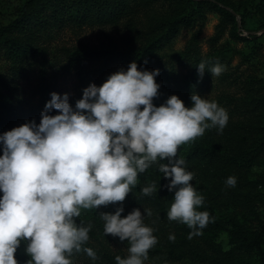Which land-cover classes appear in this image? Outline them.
Wrapping results in <instances>:
<instances>
[{"label": "clouds", "instance_id": "clouds-1", "mask_svg": "<svg viewBox=\"0 0 264 264\" xmlns=\"http://www.w3.org/2000/svg\"><path fill=\"white\" fill-rule=\"evenodd\" d=\"M197 68L203 76L205 63ZM224 70L217 63L207 72L219 76ZM159 75V69L139 70L133 61L101 86L90 84L75 107L69 94L53 92L39 124L32 120L0 134V264H18L15 253L24 241L27 264H72L81 251L97 260V253L84 247L92 225L76 218L82 209L125 201L138 175L153 164L170 179L164 187L175 192L167 218L187 225L189 239L203 234L210 215L198 210L205 198L191 183L193 173L178 149L208 128L222 133L229 115L195 93L191 107L177 95L156 106ZM54 109L59 114H50ZM225 183L234 187L237 178ZM156 190L153 182L141 192ZM124 211L100 214L104 233L128 242L127 257L117 255L116 264H144L158 239L139 208L122 217ZM144 213L152 215L151 209ZM169 239L174 241V234Z\"/></svg>", "mask_w": 264, "mask_h": 264}, {"label": "rangeland", "instance_id": "rangeland-1", "mask_svg": "<svg viewBox=\"0 0 264 264\" xmlns=\"http://www.w3.org/2000/svg\"><path fill=\"white\" fill-rule=\"evenodd\" d=\"M26 1L0 0V27L7 26L16 20ZM232 2L238 11H233L236 16L235 22L225 18L222 12L217 9L205 10L203 17L198 18L192 25L182 28L170 40L169 44L158 51L159 66L150 65L152 71L161 67L163 74L171 75L176 80L177 86L172 87V95H177L186 102V107H191L192 101L187 100L188 93L185 82L190 81L195 57L189 61L175 56L182 54L192 39L197 38L198 45L194 48L197 50V57L199 50L201 62L206 65V72L201 84L193 91L195 94L217 102L219 106L226 109L229 120L223 131L230 124L243 123L248 128H258L264 124V0H232ZM169 13V4L165 0H133L132 10L115 23L74 26L60 31L48 48L52 64L46 69L35 57L25 70L18 71L13 68L11 62L2 56L0 57V74L6 80L15 79L14 83L21 88V94L25 101L24 117L35 119L37 116H41L46 105L44 100L48 95L51 97L50 94L53 92L61 95L69 94V103L75 107L76 101L83 96V90L90 84L95 83L97 86H101L111 74L127 68L119 63H113L101 71L99 67L102 63L95 62L91 65L89 73L83 76L75 69L65 66L67 56L64 50L100 51L132 48L139 50L146 44V32L160 24L164 16ZM242 17L246 30L241 32L239 30V37H236L233 34V29L236 24L241 29ZM247 30L251 33L249 34ZM210 57H215L212 64L208 62ZM217 63L223 65L225 70L219 76H212L207 71ZM172 67L174 70L171 73ZM180 84L181 88L178 89ZM209 135H213L218 140H224L223 132H219L217 128H208L202 136L181 145L178 149V156L185 158L201 137ZM161 163H168V161L163 160ZM186 168L193 173L191 183L199 194L212 190L216 178L213 176L215 170L211 160L203 159L195 164H186ZM262 176H264V155L250 170L243 168L242 171H236L238 181L251 182ZM153 182L157 186L154 193L173 202L175 192L164 187L170 182V179H165L163 174L158 171V166L153 164L145 173L138 175L137 184L132 187V192L128 194L125 201L100 206L98 209L81 210V216L76 218V222L79 223L82 220L85 226L92 225L88 243L97 253L98 259L93 261L87 254H82L72 258V264H106L107 254L121 252L128 255V242H121L118 237H113L111 234L105 235L104 221L100 218L101 213H114L118 207L125 209L122 217H126L136 208L145 214L144 223L154 229L153 234L158 239L157 244L151 248L152 250L160 246L166 234L178 232V229L185 225L169 220L167 218L168 208L164 204L151 207L148 204L138 203L137 198L141 195L142 187ZM244 190L250 193L252 188L246 186ZM255 193L264 195V188L258 187ZM259 205L258 200L249 202L247 199H243L240 204H233L229 200H225L216 204L215 214L218 219L224 221H227L231 215H237L242 222H252L254 216L250 212ZM144 209H151L152 215L147 216ZM260 217L264 218V209H260ZM217 240L222 243L224 249H229L227 233L219 232ZM26 243V241L22 242L15 253L18 264H27L31 259L25 250Z\"/></svg>", "mask_w": 264, "mask_h": 264}, {"label": "trees", "instance_id": "trees-1", "mask_svg": "<svg viewBox=\"0 0 264 264\" xmlns=\"http://www.w3.org/2000/svg\"><path fill=\"white\" fill-rule=\"evenodd\" d=\"M133 0H27L19 11L16 20L7 26L0 27V57L13 64V68L25 70L37 57L44 69L50 66V50L48 49L55 36L68 27H81L83 25L115 23L124 14L132 10ZM169 4L170 13L164 16L162 22L146 32V44L139 50L108 49L91 51L80 49L71 51L65 49L66 67L75 69L80 75H86L91 70V65L100 62L101 71L113 63L124 67L135 61L139 70L152 71L150 65L159 66L157 53L175 37L182 28L192 25L198 18L204 16L205 10L217 9L223 16L235 22L234 12H238L232 0H165ZM246 30L242 17L241 29L238 25L233 29V34L239 37L238 31ZM250 34L251 32L247 30ZM198 45L197 38H193L190 45L176 58L193 60L194 69L189 82H185L188 101L200 84L203 76L199 74L197 66L201 63V55L194 48ZM215 57H210L212 61ZM174 68L172 67L171 73ZM160 75L156 81L161 85L159 96L154 98V104H164L172 95V87L177 86L176 80L171 75H165L159 68ZM175 72V71H174ZM170 73V74H171ZM15 79L6 80L0 74V134L21 126L26 122L35 120L37 124L41 116L35 119L24 117V98L21 88L14 83ZM181 84L178 85V89ZM51 97L44 100L47 103ZM186 103V102H184ZM50 114H59L53 110ZM224 133V140H218L213 135L201 137L185 156L186 164H195L203 159H209L214 164V181L211 191L202 193L204 204L200 211H207L210 215L208 225L202 229V235L189 239L192 231L187 225L170 232L163 238L159 247L149 250V258L144 264H264V218L260 217V209H264V195L255 193L259 187L264 188V176L255 181H238L234 187L226 185L228 177H236V171L243 168L250 170L264 155V124L262 127L248 128L239 123L230 124ZM3 154L0 148V155ZM248 186L252 191L246 192ZM3 193L0 192V197ZM227 196V197H225ZM243 199L249 202H260L259 207L252 209L250 214L254 221L242 222L237 215H231L227 221L218 219L215 207L221 201L229 200L233 204L241 203ZM138 203L157 207L164 204L168 210L171 201L152 193L141 195ZM225 232L229 238V249H224L217 240L219 232ZM174 234L175 240H170ZM84 247H90L87 242ZM162 248H165L164 251ZM86 254L81 251L74 253L72 258ZM127 257L121 252L106 255V264H116L115 257Z\"/></svg>", "mask_w": 264, "mask_h": 264}, {"label": "water", "instance_id": "water-1", "mask_svg": "<svg viewBox=\"0 0 264 264\" xmlns=\"http://www.w3.org/2000/svg\"><path fill=\"white\" fill-rule=\"evenodd\" d=\"M238 19H240V18L238 17Z\"/></svg>", "mask_w": 264, "mask_h": 264}]
</instances>
